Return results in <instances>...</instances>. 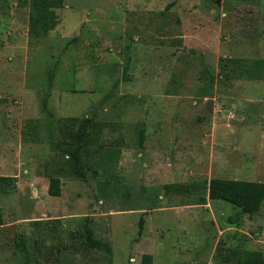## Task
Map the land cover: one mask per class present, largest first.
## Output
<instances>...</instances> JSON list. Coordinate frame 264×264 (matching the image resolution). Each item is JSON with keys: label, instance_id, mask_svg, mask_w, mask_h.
Listing matches in <instances>:
<instances>
[{"label": "rangeland", "instance_id": "1", "mask_svg": "<svg viewBox=\"0 0 264 264\" xmlns=\"http://www.w3.org/2000/svg\"><path fill=\"white\" fill-rule=\"evenodd\" d=\"M259 58L264 0H0V264L264 252V204L239 217L207 183L264 182V79L239 67Z\"/></svg>", "mask_w": 264, "mask_h": 264}, {"label": "trees", "instance_id": "2", "mask_svg": "<svg viewBox=\"0 0 264 264\" xmlns=\"http://www.w3.org/2000/svg\"><path fill=\"white\" fill-rule=\"evenodd\" d=\"M43 1L45 2L46 0ZM49 6V4H42V6L36 8L38 16L33 17V24L36 27L41 23L43 24V22H41L42 20L47 21L50 16H55V11ZM48 27V23L43 24V29L45 31ZM239 67L241 69V75L249 79H264V58L255 59L251 63H243ZM222 68L226 69L224 65H222ZM87 120L90 121L91 119L88 118ZM89 135L93 139L92 134ZM85 150H88V148H85ZM105 161L111 164V156L110 159H103L97 165L92 163L90 169H92L94 173H97L98 167L104 168ZM75 171L83 177L87 174V170L82 168L79 162H76ZM207 183L209 198L231 202L239 209L236 214L239 217L246 214H257L264 204V182L262 181L215 177L211 178ZM11 187H16L14 177H0V191L5 192ZM48 192L53 196H60L62 194V181L59 177L54 176L50 179ZM228 220L230 223H236L235 221H238L237 217L233 215H230ZM87 241L91 247H96L99 244V242L93 238L92 230L88 231ZM230 258L234 259L236 264H264V252L262 250L235 248L230 251ZM153 260L154 257L152 254H145L142 258V264H153Z\"/></svg>", "mask_w": 264, "mask_h": 264}, {"label": "water", "instance_id": "3", "mask_svg": "<svg viewBox=\"0 0 264 264\" xmlns=\"http://www.w3.org/2000/svg\"><path fill=\"white\" fill-rule=\"evenodd\" d=\"M218 2H219V0H218Z\"/></svg>", "mask_w": 264, "mask_h": 264}]
</instances>
